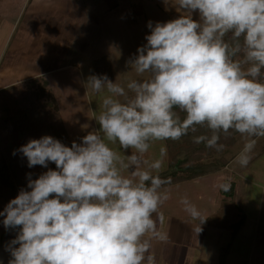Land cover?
Segmentation results:
<instances>
[{"label": "clouds", "instance_id": "obj_1", "mask_svg": "<svg viewBox=\"0 0 264 264\" xmlns=\"http://www.w3.org/2000/svg\"><path fill=\"white\" fill-rule=\"evenodd\" d=\"M176 7L177 18L148 22L147 43L129 61L148 77L128 82L131 97L106 75L88 78L87 90L108 93L94 112L99 130L71 147L45 135L18 149L29 168L56 167L29 179L0 211L5 228H19L9 264H156L152 241L167 239L159 209L171 179L160 175L166 147L146 158L153 145L204 128L210 135L194 142L222 151L221 135L235 132L247 138L236 162L249 164L264 137V0H176ZM181 203L198 235L206 218L187 197Z\"/></svg>", "mask_w": 264, "mask_h": 264}, {"label": "rangeland", "instance_id": "obj_2", "mask_svg": "<svg viewBox=\"0 0 264 264\" xmlns=\"http://www.w3.org/2000/svg\"><path fill=\"white\" fill-rule=\"evenodd\" d=\"M107 1L39 0L32 4L30 0H0V168L7 175L0 184V211L21 189H27L29 179L56 167L49 163L48 168H29L18 149L45 135L71 147L73 141L81 143L82 137L99 130L94 112L99 113L108 93L87 90L88 78L106 75L131 97L128 82L148 77L129 64L138 55L137 49L147 43L148 22L154 25L182 14L176 0ZM193 18L199 19L198 13H193ZM85 51L93 54L83 66L43 73L57 63L84 61L88 56ZM201 134L202 128L178 141L157 142L146 156L158 158L160 147H166L163 176L172 170V157L190 155L193 161H207L206 152L211 151L220 161L203 182L214 190L225 183L234 189L224 197L208 193L209 200L196 198L193 205L206 218L201 224L204 249L196 264H264V137L257 139L249 164L242 167L236 157L246 137L236 133L232 141L221 143L222 151H216L194 142V136ZM110 146L120 150L118 144ZM122 154H131V150ZM183 186L176 194L180 199ZM162 206L173 215L177 210L188 215L183 204ZM3 219L0 216V248L10 245L19 232V228H5Z\"/></svg>", "mask_w": 264, "mask_h": 264}, {"label": "crops", "instance_id": "obj_3", "mask_svg": "<svg viewBox=\"0 0 264 264\" xmlns=\"http://www.w3.org/2000/svg\"><path fill=\"white\" fill-rule=\"evenodd\" d=\"M30 1H32V4H35L39 0ZM109 2L112 5V2ZM109 2L107 1L108 6H110ZM87 54L88 56L87 58L84 57V61L83 59L81 61L70 60L66 63H63L64 65L57 63L52 65L51 68L46 67L43 73L51 74V72L58 71L59 68L63 67L68 69L71 67L77 68V66H83L88 62L90 58L89 55L93 53L90 52L89 54V52H87ZM39 69L41 70L43 68ZM1 77L2 75H0V78ZM165 171L166 170H163V172ZM206 176L207 174H204L192 179L173 182L165 185L164 188L167 189L169 193V199L164 204H177V207H179L182 203L181 199L176 196V194H179V188H181L180 186L183 185L184 186L181 190L184 195L183 198L187 197L192 204H196V198L200 200H209L211 194H215L214 197H216L218 194L222 197L226 196L220 192V187L217 190H214V187L210 186L208 183H204L202 178H205ZM197 185H200V187L197 189L198 193L196 191ZM208 193H211L209 194V197L207 195ZM213 199L216 201V198ZM159 211L162 212L166 218L163 225V231L167 234V239L164 241L154 239L152 241L151 251L155 256L156 264H196L199 262L200 258L202 257V249H204L203 227L200 225L202 231L196 235L194 228L198 223L193 221L189 214L181 215V213H178L179 211L177 210L175 215H173L169 211L163 210V206L159 209Z\"/></svg>", "mask_w": 264, "mask_h": 264}, {"label": "trees", "instance_id": "obj_4", "mask_svg": "<svg viewBox=\"0 0 264 264\" xmlns=\"http://www.w3.org/2000/svg\"><path fill=\"white\" fill-rule=\"evenodd\" d=\"M226 38H228V37H226ZM102 59H100V60L102 61ZM5 89H7V88H4L3 90H5ZM183 115L184 114L181 113L182 117H183ZM202 134L210 135V132H208L206 129L202 128ZM235 134H236L235 132H232L227 137H225L224 135H221V139L219 142L220 143H227L228 140L232 141L234 139ZM226 140H227V142H226ZM174 145H175V143H174ZM206 155L209 159L207 161L202 160V158L201 159L197 158L196 161L195 160L193 161L192 157L190 155H187L184 158H177V159L175 157H172V160L170 163L172 170L170 173L163 175L162 178H170L171 183H173V182H179V181H183V180L192 179V178L207 174L211 168L217 167V162L220 161V159L214 158L213 157L214 155L211 151H207ZM191 160L193 162H191ZM1 169L2 168H0V175H1L0 177H2V178H0V184L3 181L4 177L7 178L6 173H4ZM6 182L9 186H11V182L9 180H6ZM231 186L232 185H230V190L227 192L224 191L220 187V192L226 196L231 195L234 191V189L231 188Z\"/></svg>", "mask_w": 264, "mask_h": 264}, {"label": "water", "instance_id": "obj_5", "mask_svg": "<svg viewBox=\"0 0 264 264\" xmlns=\"http://www.w3.org/2000/svg\"><path fill=\"white\" fill-rule=\"evenodd\" d=\"M9 246L4 245L0 248V264H9V261L12 259V256L10 254ZM18 247V245H15Z\"/></svg>", "mask_w": 264, "mask_h": 264}]
</instances>
